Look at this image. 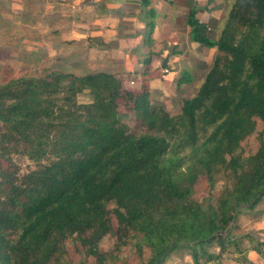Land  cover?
I'll list each match as a JSON object with an SVG mask.
<instances>
[{"label":"trees","instance_id":"obj_1","mask_svg":"<svg viewBox=\"0 0 264 264\" xmlns=\"http://www.w3.org/2000/svg\"><path fill=\"white\" fill-rule=\"evenodd\" d=\"M137 1L149 26L137 88L110 68L0 78V264H116L127 252L141 264L180 252L192 264L264 255L236 222L264 215V0H235L217 39L189 6L191 41L215 54L176 115L152 103L156 10ZM188 80L184 72L179 83ZM253 133L257 149L245 155ZM18 159L33 165L21 173ZM218 169L230 182L204 204L195 183L203 175L213 184ZM69 240L76 257L64 262Z\"/></svg>","mask_w":264,"mask_h":264},{"label":"rangeland","instance_id":"obj_2","mask_svg":"<svg viewBox=\"0 0 264 264\" xmlns=\"http://www.w3.org/2000/svg\"><path fill=\"white\" fill-rule=\"evenodd\" d=\"M126 1L129 0H82L81 8L70 3L60 8L55 0H0V7H3L0 11V31L3 33L0 35V78L8 79L25 73L38 75L44 73L46 69L84 73L88 70L110 68L114 71L118 70L116 74L123 79L124 85L135 87L140 65L137 55H130V51L134 46L139 47V42L135 39L136 34L130 33L129 29L132 26L130 28L127 26L128 23L124 21L127 19H121V23L114 29L115 32L112 33L111 30L106 33L104 30L109 28L108 23L102 19L110 16L109 13L114 10L107 6L108 3H116L120 6ZM174 1L173 17L171 16L173 23L169 19L174 31L154 32L158 37L154 48L156 50L163 48L165 53L153 57L152 67L155 70L150 82L153 105L164 107L171 115L179 114L183 99L195 94L215 54L214 48L207 49L189 38V28L185 22L189 6L197 5L198 18L207 24L208 36L211 39H217L227 13L235 2V0ZM48 2L50 6L46 7ZM91 6L94 10L89 11ZM29 8L32 10L27 11ZM136 8L135 5L126 6V11L132 14L138 11ZM33 10L38 12L33 13ZM26 12L32 13V17ZM62 12L69 17V20L65 18L64 21L54 25L49 23L54 14L60 15ZM56 17L53 18L55 22ZM158 21L160 24L163 23L161 14L158 16ZM166 22L168 20L165 24L169 27L170 23ZM74 23L81 25L80 28L92 37V42L88 40L84 43L85 40H82L85 36L77 40V43L75 40H70L73 39L70 31L74 28ZM57 26H61L58 27L61 31L53 34ZM162 38H165L169 45L163 46L160 41ZM174 41L176 44L173 43ZM133 43L136 44L133 46ZM165 58H167L166 66L162 68ZM184 72L190 75V80L179 83ZM79 100L87 101L88 97L82 95ZM125 120L132 125L134 114L128 112ZM257 129H261L260 123ZM257 145L256 134L253 133L243 142L245 155L255 152ZM18 162L21 173L26 172L33 165L26 159H18ZM229 182V176L222 169L214 172V181L211 185L202 175L195 183V197L204 204L207 203L208 198L214 203L221 189ZM236 222L239 225L237 231L252 230L250 224L253 220L248 214L239 215ZM112 240L113 236L110 233L103 238L101 247L107 250L112 245ZM67 249L68 256L64 257V262L67 257L73 259L76 257L72 240L67 242ZM209 250L217 251V247L212 245ZM142 257L145 259L147 253L144 252ZM124 258V262L118 261L116 264H141L142 262L138 256L128 252ZM187 261L191 263V257L187 255L183 257V252H180L172 254L163 264H184Z\"/></svg>","mask_w":264,"mask_h":264},{"label":"crops","instance_id":"obj_3","mask_svg":"<svg viewBox=\"0 0 264 264\" xmlns=\"http://www.w3.org/2000/svg\"><path fill=\"white\" fill-rule=\"evenodd\" d=\"M55 1H56L57 5H60L59 6L60 8L66 7L68 5V3H70L72 5L73 4L77 5L79 8H81L82 4H83L82 0H55ZM151 1H152V4L156 10V17L154 19L155 21H154V25H153L152 33H151V37L153 40L151 42L150 48L152 51H154L153 57L154 56L157 57V56H161L163 53H165V50H163V48H161L159 50H156L154 48L155 42L158 39V37L155 35L154 32L164 31V32L168 33V32L174 31L173 27L171 26V23L169 22V19L172 20V23H173L172 14H173V8L175 6V1L174 0H151ZM130 5L137 6L136 10H138V11L135 13H132V14L128 13V11H126V6H130ZM49 6H50V4L48 2L46 7H49ZM107 6L109 8L112 7L114 10L109 13L110 16H108L106 18H102L104 22L108 23L107 26L109 27L108 29H105L104 31L106 33L108 31L110 32L111 30H112V33L115 32L116 30H114V29H116V27L121 23V19H123V20L127 19V20H124L125 22L128 23L127 26L129 28H130V26H132V28L129 29L130 33L136 34L135 39L139 42V47L134 46L136 43H133L134 47L132 46L133 49L130 51V55H132V56L137 55L138 64L141 67L142 55L146 51V47L143 45V40L148 36L147 32L149 30V26H147L145 20L143 18H141L143 16V14H142L140 3L137 0H129V1H126V3L124 5L118 6V5H116V3H108ZM121 6L124 8H122ZM92 7L93 6H91L89 9L88 8L87 9L89 11L94 10V9H92ZM157 7H158V9H157ZM106 10L111 11V9H106ZM159 14H161V19L163 20L162 24H160L158 21ZM56 15L54 14L53 18H55ZM59 16L66 17V19L68 18L67 15L65 16V14L63 12L60 13ZM53 18H51L52 20H50L49 23H51V21L53 22ZM64 20H65V18L63 20H59V21H64ZM166 20H168V22L170 23L169 27H167L168 25L165 24ZM168 22H166V23H168ZM73 26H74V28L73 29L71 28V31H70V34L72 35L71 38H73V39H70V40H75L77 43L78 42L77 40H81V38L85 36L84 37L85 39L82 40V41L85 40L84 43L88 42V40H90V42H92V37H89V34L86 33L82 28H80L81 25L74 23ZM58 27H61V26H57V28ZM60 31H61V28H59V32ZM91 33H92V31H91ZM189 38H190V35H189ZM160 41H162L161 43L163 46H167L166 44L169 45V43H167V40L165 38L160 39ZM173 43L176 44L175 41ZM202 46H204V45H202ZM204 47H206V46H204ZM206 48L210 49L208 47H206ZM165 60H167V58H165ZM152 64H153V59H152ZM161 67H162V65H161ZM136 82H137V84L135 85V87H129V86H127V87H129L131 89L137 88L138 79ZM250 227L252 228V230L249 229L248 231H251L253 233V235L257 238L259 243H261V247L264 248V215L259 219L253 220V222L250 224ZM244 231H247V230H244ZM223 258H225V260ZM229 258H231V259H229ZM184 264H192V262L189 263L187 261ZM214 264H264V255L257 253L255 250H249L246 253V259L242 261V259L236 258L230 253H225L220 257L219 260L215 261Z\"/></svg>","mask_w":264,"mask_h":264},{"label":"water","instance_id":"obj_4","mask_svg":"<svg viewBox=\"0 0 264 264\" xmlns=\"http://www.w3.org/2000/svg\"><path fill=\"white\" fill-rule=\"evenodd\" d=\"M165 66H166V60H164L162 63V67L165 68Z\"/></svg>","mask_w":264,"mask_h":264}]
</instances>
